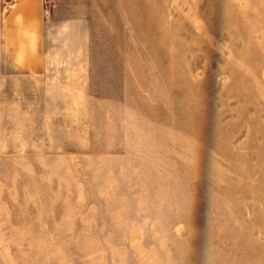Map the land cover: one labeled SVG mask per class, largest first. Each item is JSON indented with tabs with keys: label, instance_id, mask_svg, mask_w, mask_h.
Wrapping results in <instances>:
<instances>
[{
	"label": "rangeland",
	"instance_id": "obj_1",
	"mask_svg": "<svg viewBox=\"0 0 264 264\" xmlns=\"http://www.w3.org/2000/svg\"><path fill=\"white\" fill-rule=\"evenodd\" d=\"M77 1L0 77V264H264V0Z\"/></svg>",
	"mask_w": 264,
	"mask_h": 264
},
{
	"label": "crops",
	"instance_id": "obj_2",
	"mask_svg": "<svg viewBox=\"0 0 264 264\" xmlns=\"http://www.w3.org/2000/svg\"><path fill=\"white\" fill-rule=\"evenodd\" d=\"M0 0V77L13 72L40 77L64 60L78 57L63 54V47L82 42L81 23L92 16L77 12V0H54L49 13L46 0H14L6 4ZM91 20V21H92ZM64 58V59H63ZM10 68L13 72L5 70Z\"/></svg>",
	"mask_w": 264,
	"mask_h": 264
},
{
	"label": "built area",
	"instance_id": "obj_3",
	"mask_svg": "<svg viewBox=\"0 0 264 264\" xmlns=\"http://www.w3.org/2000/svg\"><path fill=\"white\" fill-rule=\"evenodd\" d=\"M46 5H48V4H46Z\"/></svg>",
	"mask_w": 264,
	"mask_h": 264
}]
</instances>
